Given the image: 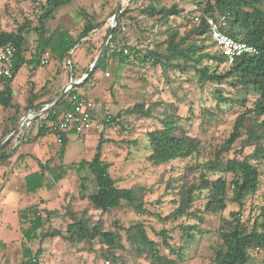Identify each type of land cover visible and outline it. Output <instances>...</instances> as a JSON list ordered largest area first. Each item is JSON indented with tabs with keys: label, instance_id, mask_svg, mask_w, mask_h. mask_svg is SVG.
I'll use <instances>...</instances> for the list:
<instances>
[{
	"label": "trees",
	"instance_id": "obj_1",
	"mask_svg": "<svg viewBox=\"0 0 264 264\" xmlns=\"http://www.w3.org/2000/svg\"><path fill=\"white\" fill-rule=\"evenodd\" d=\"M132 1L128 0V2ZM147 1L140 8V13L148 18L153 17L154 23L158 27H165V30L158 32L164 36V40L155 42L151 47L146 46L145 50L121 45L119 40L121 23L129 13L128 8L124 9L113 31L111 32L110 27L107 29L103 40H106L111 32L110 39L92 73L85 81L73 86L42 116L35 118L27 127L13 135L0 148V164L14 153L12 144L16 140L28 138L27 133L30 132L34 123L37 124V133L33 139H38L47 133L53 134L48 131L47 122L56 121L66 110L70 109L71 105L68 99L71 95L76 94L84 99H91L89 91L80 92L79 89L86 86L90 79H94L98 71H104L107 65L112 62L117 64V69L125 64L130 65L133 61L138 62L141 66L146 64L151 67L159 66L161 75L165 77L166 82L169 79L168 70L178 73L193 71L198 76L197 82L202 86L205 83L217 86L227 85L231 91L225 95L221 88H215L214 98L218 104L226 105L230 111L240 109L239 113L234 119L228 137L219 143L211 144L208 159L195 165V170L198 171V176L194 178L195 181L181 184L176 192L177 200L172 212L165 218L156 215V218L160 219L164 225L167 219L179 220V224L170 229L163 226L155 233L159 238V241H155L147 236L143 222H137L126 229V240L130 242L134 252L137 255H143L149 264H179L184 260L182 247L175 249L170 243L172 239L170 234L173 230L179 229L189 242L193 241L195 233H199V228L204 223V214H222L229 205H234L236 209L230 211L228 217H221L219 220L212 264H254L256 256L264 264V198L261 205L251 210L245 220L242 216L245 200L254 195L260 187V176L264 168V0H194L196 12L187 19L186 29L182 33L179 32L178 27L169 24L170 19L178 18L182 13L176 4H171L166 8L159 6L160 0ZM70 3L71 0H45L40 8L41 12L37 14L36 26H32L30 21L25 20L21 26L17 27V30L0 31V47L11 45L14 48L12 76L8 79L0 78L4 82L0 89V108L13 110V114L3 123L0 143L15 131L24 114L28 111H41L53 99L50 97L44 102L34 104L39 97V92H34L32 85L26 101L23 103V113H21L13 103L11 83L23 66L33 69L43 66L40 61L46 52L59 64L66 66V60L70 58L71 61V50L79 46L85 48V45L88 47L91 44L88 53L85 49V54L88 57H92L93 52L99 51V47L94 50L95 44L92 37L105 22L98 23L95 18L85 19L81 32L77 36L59 26L52 31L46 28V23L54 19L55 11ZM208 18L216 21L224 18L223 32L237 41L254 46L257 53L239 56L231 65H226V59L217 50L209 51L211 47L214 48V44L208 33L206 22ZM128 19L133 20V18ZM31 32L36 34L35 48L28 52L26 39ZM125 49L127 54L123 53ZM65 68L69 71L68 75H71L74 80L80 79L89 72L88 67L77 72L72 61L70 67ZM91 100L95 105L94 100ZM155 106H158V103L148 105L147 108H144L142 104H135L128 112V114L140 117L156 118L160 124V127L146 133L144 149L149 163L158 167L176 159H187L199 155L201 143L197 138L185 133L183 127L179 125L181 117L166 110L163 112V117H153L152 109ZM204 114L206 115L203 116L202 121L216 118V114L210 110H204ZM114 120L115 118L108 122ZM69 135L79 136L82 134L70 132L62 136L58 150L59 158L63 157ZM101 142L100 139L96 153L90 161L83 160L77 164L73 163L69 167L63 164L50 167L49 161H46L45 164L39 163V171L30 173L23 178V191L26 194H36L44 186L52 187L61 181L65 177L67 169L72 167H75L77 171L87 169L95 180L93 192L86 197L94 210L106 214L125 203L135 214L149 215V210L145 207L143 199L137 197L133 189L117 186L116 181L109 173L110 163L101 159ZM236 143L240 144L238 150L234 149ZM245 149H250V152L244 154ZM231 151L233 156L229 157ZM193 169L190 167L189 171L193 172ZM217 172L223 173L225 176H210ZM46 174L50 176L52 184H46ZM85 183L84 178L80 185L81 197H84L87 192ZM201 193H205L204 203L197 208L195 203ZM39 203H43V201L40 200ZM39 203L16 210L22 234L20 244L22 256L18 264H38L41 250L32 252L28 247L29 243L62 236L58 230H43L54 213L47 211L44 216L41 215V211L38 209ZM183 219H190L193 223L185 225L182 222ZM101 224L100 219L91 226L84 220H75L67 225V237H63V239L69 242L85 241L88 244L99 241L104 247L101 252L102 257L107 261L118 262L115 253L117 250L124 249L121 244V236L117 232L102 231ZM4 247L5 243L0 241V249ZM161 249L168 253H162Z\"/></svg>",
	"mask_w": 264,
	"mask_h": 264
},
{
	"label": "rangeland",
	"instance_id": "obj_2",
	"mask_svg": "<svg viewBox=\"0 0 264 264\" xmlns=\"http://www.w3.org/2000/svg\"><path fill=\"white\" fill-rule=\"evenodd\" d=\"M44 2L45 0H1L0 31L17 30V27L21 26L25 20L30 21L32 26H36L37 14L41 12L40 8ZM147 2V0H133L132 2H128V0H71L70 4L61 6L55 11L54 19L46 23V28L52 31L59 26L77 36L81 32L85 19L95 18L98 23L105 22L92 37L95 44L94 50L99 47L100 51L107 40L103 39L117 9H119L120 17L121 12L128 8L129 13L122 20L119 32L120 44L145 50L146 46L151 47L155 42H162L164 36L159 33L165 30V27H158L154 23L153 17L148 18L140 13V8ZM171 4H176L182 13L178 18L170 19L169 24L178 27L179 32L182 33L186 29L187 19L196 12L195 1L160 0L159 6L167 8ZM128 18H133V20ZM35 40L34 32L28 34L26 39L28 52L34 50ZM90 45L88 47L85 45V48L79 46L73 50L71 55L73 67L77 69L87 67L89 62L88 68L90 69L93 63H91L92 59H95L99 53V51L93 52L94 55L88 57L85 54V49L88 53ZM214 50L213 47L209 49L210 52ZM63 66L60 64L59 69ZM56 67L58 68L57 64ZM65 67L60 76L64 82L69 76L67 75L69 71ZM117 67V64L112 62L107 65L104 71H98L95 74L97 77L94 76V79H90L88 84L82 88L83 91L90 92L89 97L95 102L94 118L99 129L90 130L79 136L69 135L61 161L58 153L60 143H56V137L51 135L44 139L56 146L50 153L52 155H48L54 156L51 161L52 166L63 164L67 167L83 160L90 161L96 153V147L101 139V159L110 163L109 173L116 181L117 186L133 189L137 197L143 199L150 214L143 216L135 214L125 203L106 214L94 210L86 199L87 195L95 188L94 177L87 169L77 171L75 167L67 169L65 177L58 183L55 190L51 186H44L37 194H26L22 189L23 178L20 176L18 178L17 173L29 170L25 168L24 162L22 168L18 169L21 162L14 163L10 157L0 165V241L5 243V247L0 249V264L6 262L18 264L20 261L22 234L15 209L25 208L34 200L38 201L39 197L43 200L50 197L51 199H48L52 210L57 211L51 222L45 224L43 230H58L62 236L47 238L42 242L35 240L28 244L32 252L41 250L38 264H149L143 255H137L134 252L130 242L126 240V229L137 222H143L147 236L152 240L159 241L155 233L163 226L170 229L179 224V220L167 219L164 225L160 219L156 218V215L165 218L172 212L175 208L176 192L179 187L184 182L195 181L194 178L198 176L195 165L208 159L211 144L219 143L228 137L240 109L230 111L226 105L218 104L214 98L215 88H221L227 95L231 91L227 85L217 86L205 83L202 86L197 82L198 76L193 71L178 73L168 70L169 79L166 82L165 77L161 75L159 66L151 67L149 64L141 66L138 62L133 61L130 65L125 64L118 69ZM57 68L54 69V65L39 67L33 77L35 83L29 81L32 71L30 67L23 66L18 71L13 82V103L21 113H23V103L26 101L32 85L36 90H39L40 95H45L48 88L54 84V78L47 81L49 74L41 75V72L50 73L53 71L52 73H54L55 71L56 74ZM106 73L108 76L105 75ZM3 84L4 82L0 80V89ZM43 87L44 90L41 91ZM153 103H158V106L152 109L153 117H163L164 110L181 117L179 125L183 127L185 133L197 138L201 143L199 155L187 159H176L158 167L149 163L144 149L146 133L160 127V124L156 118L140 117L128 114V112L135 104H142L144 108H147ZM204 110L215 113L216 118L202 121L203 116L206 115ZM12 114L13 110L0 108V134L3 123ZM24 116L25 114L22 117ZM114 118V121L108 122ZM48 124L49 122L46 125ZM31 129L36 134L37 124L34 123ZM15 143L16 141L12 145ZM239 148L240 144L236 143L234 149L238 150ZM249 152L250 149L244 150V154ZM232 156L231 151L229 157ZM190 167L194 168L193 172L189 171ZM210 176L225 175L217 172ZM84 178L87 192L84 197H81L80 185ZM260 179L261 184L258 191L245 200L242 210L244 220L249 216L251 210L261 205L263 201L264 168ZM49 181L48 179L46 184ZM204 194L198 195L195 203L197 208L203 205ZM235 209L234 205H229L222 214H204V223L200 226L199 233H195L193 241L189 242L179 229L171 231L170 243L175 249L182 247L184 260L179 264H212L219 220L221 217H228V213ZM45 214V210H42L41 215ZM99 219L102 221V231L117 232L121 236V244L124 249L117 250L115 253L118 262L107 261L102 257L101 252L104 247L99 241L88 244L85 241L69 242L63 239V237H67L66 230L69 223L75 220H84L91 226L95 225ZM182 222L185 225L193 223L190 219H183ZM161 252L168 253L163 249ZM254 264H262L258 256H256Z\"/></svg>",
	"mask_w": 264,
	"mask_h": 264
},
{
	"label": "built area",
	"instance_id": "obj_3",
	"mask_svg": "<svg viewBox=\"0 0 264 264\" xmlns=\"http://www.w3.org/2000/svg\"><path fill=\"white\" fill-rule=\"evenodd\" d=\"M208 25V33L211 41L214 44V49L217 50L225 59L226 65H231L233 61L242 55H253L257 53V49L245 42L237 41L226 33L223 32V27L225 26L224 18L219 21L208 18L206 20ZM125 54L127 50L123 51ZM73 50H71L70 55H72ZM50 54L48 52L44 53L40 63L45 65L48 62ZM14 60V48L11 45H6L0 47V78L8 79L12 76ZM211 62V61H210ZM70 58L65 62L66 67H70ZM108 76V74H105ZM85 75L80 79L74 80L72 77L70 81H75L76 84H80ZM69 81V82H70ZM68 82V83H69ZM67 83V84H68ZM73 85V86H75ZM70 84L67 85L65 94L73 88ZM64 94V95H65ZM71 107L66 110L64 114L59 117L56 121L50 122L47 125L48 131L53 133L56 137L57 143H61L62 136L70 132L75 134H84L93 129H99V125L95 123L94 113L95 105L91 99H84L78 95H71L68 99ZM32 112V111H30ZM32 121L26 120L21 128L24 129Z\"/></svg>",
	"mask_w": 264,
	"mask_h": 264
},
{
	"label": "crops",
	"instance_id": "obj_4",
	"mask_svg": "<svg viewBox=\"0 0 264 264\" xmlns=\"http://www.w3.org/2000/svg\"><path fill=\"white\" fill-rule=\"evenodd\" d=\"M56 64L58 65V68L56 67ZM89 64V62H88ZM87 64V67H89ZM48 65H54V69L57 68V72L55 74V71L54 73L52 72H41V75H43V73L45 74H49V78L47 79V81H50L51 78H54L53 81H54V84L53 86H51V88H48L49 90L46 91L45 95H40L39 93V97L35 100L34 104H39L41 102H44L46 100H48L50 97L51 98H54L55 95H57L60 90L63 88V86H65L69 81H70V78L72 77L71 75H69L67 78H66V82L63 81L61 74H62V70L64 69V66L62 68L59 69V66L60 64L55 61L51 56L49 57L48 59V62L47 64L43 65V66H48ZM41 67V66H40ZM87 67H79V69L75 68L77 72H80L81 70L87 68ZM39 68V67H38ZM37 69H33L30 67V69L32 70L30 72V79L29 81L31 83H35L33 81V77L36 75V71L38 70ZM82 73V72H81ZM32 74V75H31ZM39 74V76H41ZM68 75V74H67ZM16 77V76H15ZM97 77V76H95ZM73 78V77H72ZM35 79H39V78H35ZM13 82L14 80L12 81L11 83V88L13 90V96H14V89H13ZM23 87V86H22ZM80 92H83L82 88L79 89ZM34 92H39V90H36L35 87H34ZM21 130V129H20ZM19 130V131H20ZM37 133V132H36ZM28 134V138H20L19 140H16V143L15 145L13 146L12 150H15L14 153L11 155V161H14V163H18L21 162V165L18 167V169H21L22 168V163L24 162V164L26 165L25 168L29 171H26V172H19L17 173V177L19 178L22 177L24 178L26 175L30 174V173H33V172H36V171H39V163L41 164H45L46 161H49V166L52 167V164H51V161H52V158L54 156H48V155H52L50 154L52 149H54L56 146L54 144H51V143H48L44 137L46 136H51L53 134H49L47 133L45 136H42V137H39L38 139H33L35 137L36 134H34L32 132V129H30V132L27 133ZM27 139H29V141H27ZM57 143V141H56ZM62 160V158H60V161ZM4 163V162H2ZM1 163V164H2ZM62 163V162H61ZM0 164V165H1ZM60 165V164H58ZM56 165V166H58ZM16 171V170H15ZM5 173V171L3 172V174ZM4 176V175H3ZM2 176V177H3ZM46 179L50 180V184L51 183V179H50V176L48 174H46ZM4 179V178H3ZM63 180V179H62ZM61 180V181H62ZM48 182V184H49ZM60 182V181H59ZM58 182V183H59ZM58 183L54 184L52 186V188L55 190L57 187H58ZM40 191V190H39ZM38 191V192H39ZM37 192V193H38ZM36 193V194H37ZM49 199H51L50 197H48ZM46 198L45 200H43L41 197H39V200L38 201H33V203H31L30 205H34V204H38L40 202V200L43 201V203H39V207L38 209L40 211L42 210H45V212L47 211H51L54 213L53 216H55L57 214V211L55 210H52L53 208L51 207V203L49 201V199ZM29 205V206H30ZM28 207V206H27ZM41 207V208H40ZM17 209H23V208H17ZM15 209V211L17 210ZM14 211V212H15ZM53 216L51 217V219L53 218ZM51 219L48 223L46 224H49L51 222Z\"/></svg>",
	"mask_w": 264,
	"mask_h": 264
},
{
	"label": "water",
	"instance_id": "obj_5",
	"mask_svg": "<svg viewBox=\"0 0 264 264\" xmlns=\"http://www.w3.org/2000/svg\"><path fill=\"white\" fill-rule=\"evenodd\" d=\"M118 18H119V9H117L116 13L114 14V16L111 19V24H110L111 32L116 27ZM111 32L109 33L105 44L103 45V47L99 51L98 55L94 59L93 63L91 64L88 74L85 75V77L83 78V80L80 83H82L83 81H85V79L92 73L93 69L97 66L98 62L100 61V59L102 57L103 51H104V49H105V47H106V45H107V43H108V41L110 39ZM68 84H70L71 86H73V85L76 84V82L75 81H70ZM68 84H66L65 86H63V88L60 90V92L52 99V101L50 103L46 104L45 107L41 111H39V112H30V111H28L25 114V116L20 119V121L18 123V127L15 129V131L12 134H10L3 142L0 143V148L2 146H4L7 143V141L18 130H20L22 128V126H23V124H24V122L26 120L33 121L35 118L43 115L50 107H52L59 99H61L64 96V94H65V91H66V88H67V85Z\"/></svg>",
	"mask_w": 264,
	"mask_h": 264
}]
</instances>
